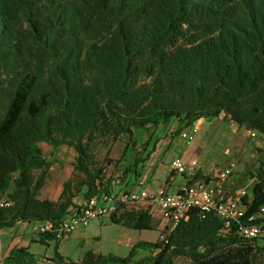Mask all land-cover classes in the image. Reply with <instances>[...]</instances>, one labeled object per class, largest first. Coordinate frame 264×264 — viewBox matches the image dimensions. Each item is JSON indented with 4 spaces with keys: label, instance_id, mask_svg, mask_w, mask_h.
<instances>
[{
    "label": "trees",
    "instance_id": "trees-1",
    "mask_svg": "<svg viewBox=\"0 0 264 264\" xmlns=\"http://www.w3.org/2000/svg\"><path fill=\"white\" fill-rule=\"evenodd\" d=\"M221 115L264 138V0H0V202H10L0 205V230L56 224L80 202L114 192L111 165L122 167L120 182L139 176L137 167L166 131L144 155L150 144L137 150V130L156 134L176 125L179 136ZM121 140L120 158L97 156ZM42 142L53 156L63 146L76 152L57 200L42 196L53 165ZM260 163L244 199L247 216L264 203ZM188 216L163 230L164 239L138 241L127 256L89 251L74 261L56 251L49 260L264 264V238L242 237L236 221L227 224L213 212L203 217L193 209ZM111 220L137 230L153 226L146 212L123 211ZM37 234L36 242L53 240ZM0 264L42 263L29 246H15Z\"/></svg>",
    "mask_w": 264,
    "mask_h": 264
},
{
    "label": "rangeland",
    "instance_id": "rangeland-1",
    "mask_svg": "<svg viewBox=\"0 0 264 264\" xmlns=\"http://www.w3.org/2000/svg\"><path fill=\"white\" fill-rule=\"evenodd\" d=\"M196 124L198 132L190 144L179 136L174 135L173 129L176 125L171 129L170 126L159 127L156 134H152L154 129L149 131L139 129L136 131V136L141 145L137 147V150L143 149L142 143L147 141L150 145L146 147L143 154L149 153L158 135L166 131L162 133L158 146H163L168 139L175 140L170 150L167 151L165 149L161 153V157L158 160L160 165L161 162H166L167 164L171 156L173 158L183 156L185 159L196 157L198 164L207 171L214 170L217 166L219 171L225 167L234 169L226 183L228 192H233L237 188L244 186L251 187L257 180L260 161L264 162V138L258 134L256 136L251 135L246 128L238 126L236 123L224 118L223 115L216 119H201ZM40 146L44 155L53 162L45 186V193L50 195L52 193L51 186L59 187L61 180L67 177L69 170L73 172L72 163L75 161L76 152L73 148L63 146L53 156L51 155L52 147L48 143L42 142ZM124 146L125 142L123 140L116 142L110 150L102 146L97 150V156L100 159L105 156L118 159ZM154 156L155 152L151 157L154 158ZM231 162H234L235 165L230 166ZM166 170L170 171L168 165ZM107 174L115 179L114 192H117L120 189V179L123 176L122 167L111 165L108 167ZM177 175L179 176L180 174ZM163 178L161 177L160 180H163ZM77 200L81 201L83 199L79 197ZM151 215L153 220H155L153 222L162 224V228L165 227L166 222L158 211L154 210ZM33 225L34 223H31L26 235L22 234L23 227H7L4 231L8 235V240L13 239L12 244L29 246L32 252L42 256H38L42 264H51L52 262L49 259L55 255L56 251L65 258L74 261L83 260L89 251L127 256L132 245L139 240L141 235L139 230L124 228L120 224L112 222L111 217L105 219L96 218L92 219L87 226H79L69 238L58 244L54 240L48 241V244H43L32 241L31 238L33 237L36 238L34 240L39 239V235ZM159 236L160 233L158 234V240ZM263 255L261 258L264 260ZM179 262L186 264L184 259H180Z\"/></svg>",
    "mask_w": 264,
    "mask_h": 264
},
{
    "label": "built area",
    "instance_id": "built-area-1",
    "mask_svg": "<svg viewBox=\"0 0 264 264\" xmlns=\"http://www.w3.org/2000/svg\"><path fill=\"white\" fill-rule=\"evenodd\" d=\"M175 132V128L173 129ZM198 132L197 124L184 129L179 137L190 144ZM251 135L256 136L255 133ZM230 166H233L231 164ZM198 160L184 159L177 156L171 159L172 174L183 175L185 180L173 192L167 185L160 186L155 192L144 187L120 193H103L100 197H92L80 202V206L70 211L59 223L44 221L37 223V232L49 235L53 240L63 241L79 227L87 226L92 219H105L123 211L152 212L158 211L166 225L160 230L159 239H164L166 232L172 231L178 223L187 219L189 212L198 209L201 216L213 212L225 219L227 224L231 221L238 223V234L244 238H264V203L252 215L247 216V206L244 199L248 193V186L237 188L228 192L226 183L233 169L225 167L218 171L209 182L197 179ZM1 206L10 205L5 198ZM261 220L260 224L252 223Z\"/></svg>",
    "mask_w": 264,
    "mask_h": 264
},
{
    "label": "crops",
    "instance_id": "crops-1",
    "mask_svg": "<svg viewBox=\"0 0 264 264\" xmlns=\"http://www.w3.org/2000/svg\"><path fill=\"white\" fill-rule=\"evenodd\" d=\"M174 140L175 139H168V141H166V143L161 147H159L157 144V149L155 151L154 158L151 157L143 166L139 165L137 167L136 171H139L140 175L137 177L136 176L134 177V174L127 176L126 180L121 182L120 189L116 193L134 190V189H137L141 186L146 188L150 192H155L160 186H163V185H167L169 191H171V192L175 191L177 189V187L185 180V177L183 175L178 176V175L172 174L171 169H170V171L166 170L167 165L170 167V161L173 158V156H171L169 158L167 164H166V162H161V165L158 163V160L161 157L160 156L161 153H163V151L165 149H167V151L170 150L174 144ZM192 158H196V157L186 158V160H190ZM231 164H233V166L235 165L234 162H231ZM147 165H148V167H147ZM217 167L214 170H210V171L208 170L207 171V170L203 169V167L201 165H199L197 172L200 173L199 175H201V177L198 179L205 180V177H207V176H209L210 179L213 178L216 175V173L219 171V169ZM71 172H72V170L71 171L69 170L67 177L63 178L61 180V184L59 187L58 186L57 187L51 186L52 193L50 195L45 193V186H46V184H45V186L42 190V196L48 197L52 200H57L60 196L61 191H62L63 182H64V180H66L70 177ZM198 173H197V175H198ZM161 177H164L163 180H160ZM153 221H155V220H153ZM32 223H34L33 228H35L36 232H37V222H32ZM30 225H31V223L24 222V223L17 224L15 227H23L22 228V234L26 235L28 233L27 231H28ZM121 226L124 228L133 229V228L125 227L123 225H121ZM4 229H6V228H4ZM4 229L0 230V262H1L2 258L4 257V255L12 247L20 246L19 244L18 245L12 244L13 239L8 240V235H7V233H5ZM161 229H162V224H156L155 222H153L152 228L139 230V231H141V235H140L139 240H137V242L141 241V240L151 241V242L157 241L158 240V234H159ZM133 230H137V229H133ZM31 239H32V241H36V240H34V239H36L34 237ZM137 242H135V243H137ZM36 255H37V258H38V256H40L38 254H36ZM40 257H42V256H40Z\"/></svg>",
    "mask_w": 264,
    "mask_h": 264
}]
</instances>
